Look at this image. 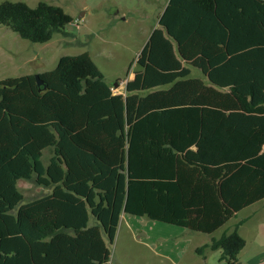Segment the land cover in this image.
Wrapping results in <instances>:
<instances>
[{
	"label": "trees",
	"instance_id": "trees-1",
	"mask_svg": "<svg viewBox=\"0 0 264 264\" xmlns=\"http://www.w3.org/2000/svg\"><path fill=\"white\" fill-rule=\"evenodd\" d=\"M72 22L0 3V25L32 43ZM158 24L122 94L87 53L40 86L0 81V264H108L122 213L212 235L264 199V0H169ZM19 180L51 192L22 203ZM239 225L196 253L236 264Z\"/></svg>",
	"mask_w": 264,
	"mask_h": 264
},
{
	"label": "rangeland",
	"instance_id": "rangeland-1",
	"mask_svg": "<svg viewBox=\"0 0 264 264\" xmlns=\"http://www.w3.org/2000/svg\"><path fill=\"white\" fill-rule=\"evenodd\" d=\"M3 2H22L31 8L45 2L62 8L73 22L66 26V36L55 34L46 43L21 39L8 27L0 25V81L52 71L60 57L87 53L107 84L118 81L117 87L112 89L114 94L124 93L125 83L133 78L136 59L155 22L158 7V0H0ZM191 71V78L204 79L198 70ZM51 155L50 149L43 153L45 165ZM17 189L23 196L22 203L50 193L49 189L27 180H19ZM132 220L143 227L141 234L134 232L136 226L123 221L118 226L113 244L108 245L109 264H175L174 258L178 261L179 253L182 254L180 263L176 264H225L219 262V250L206 251L205 257L195 251L209 242L211 235L144 217ZM239 221L243 223L237 227V232L246 241V247L237 263L264 264V199L241 211L224 228L228 229V234ZM214 236L217 237L218 233ZM165 251L172 255L170 259L160 254Z\"/></svg>",
	"mask_w": 264,
	"mask_h": 264
},
{
	"label": "crops",
	"instance_id": "crops-1",
	"mask_svg": "<svg viewBox=\"0 0 264 264\" xmlns=\"http://www.w3.org/2000/svg\"><path fill=\"white\" fill-rule=\"evenodd\" d=\"M168 2H169V0H158V7H157V10H156V15H155V22H154V24L152 25V27L150 28V30H149V32L147 33V35H146V37H145V39H144V41H143V47H144V45L147 43V41H148V39H149V37H150V35H151V33H152V31L154 30V29H156V28H158L159 27V24H158V21H159V18H160V16L162 15V13L164 12V10H165V8H166V6H167V4H168ZM192 69H195V68H191L190 67V75L192 74ZM197 70V69H196ZM199 71V70H198ZM200 72V71H199ZM201 74V73H200ZM134 74H132V76H133ZM202 76V75H201ZM134 77V76H133ZM133 79V78H132ZM131 79V80H132ZM46 151V150H45ZM44 151V152H45ZM50 190V189H49ZM50 192H51V190H50ZM48 194H50V193H48ZM48 194H46V195H48ZM44 196V195H43ZM42 197V196H41ZM40 198V197H39ZM38 199V198H37ZM36 200V199H35ZM32 201H34V200H32ZM29 202H31V201H29ZM28 203V202H27ZM258 203V202H257ZM256 204V203H255ZM252 206V205H251ZM246 209V208H245ZM244 210V209H243ZM242 210V211H243ZM241 212V211H240ZM239 212V213H240ZM239 213H237L234 217H232L225 225H223L221 228H219L217 231H215L212 235H211V238H219L222 234H228V229H224ZM135 216H131V215H128V214H125V213H122L121 215H120V219H119V223H118V226L119 225H122V222L123 221H125V222H127V224H131V226L132 225H134V226H136V231H134V232H139V234H141V231L143 230V227H141V226H139V224L136 222V221H134V220H132V218H134ZM139 218V217H138ZM140 218H143V217H140ZM147 219V218H146ZM149 220V219H148ZM151 221V220H150ZM155 222V221H154ZM89 223H90V225H92L93 224V220L92 219H90V221H89ZM241 223H243V221L241 222ZM241 223H240V221L238 222V223H236V225H238V224H240L239 226H241ZM167 225V224H166ZM148 226V225H147ZM169 226H172V225H169ZM173 227H175V226H173ZM144 228H147V227H144ZM180 228V227H179ZM117 229H118V227H117ZM140 230V231H139ZM145 230V229H144ZM238 230V229H237ZM187 232V231H186ZM186 232H184V233H186ZM116 233H117V231H116ZM143 234H142V236L143 237H145L146 239L148 238L147 236H146V234H145V232H142ZM189 233V232H188ZM216 233H218V236L216 237V236H214V234H216ZM116 236V235H115ZM135 236V238L137 239V234H135L134 235ZM211 241V240H210ZM210 241L209 242H207V243H204L203 245H207V244H209L210 243ZM202 245V246H203ZM245 247H246V241H245ZM244 247V248H245ZM243 248V249H244ZM243 249L241 250V252L238 254V256H237V262H238V259H239V257H240V254L242 253V251H243ZM196 251V250H195ZM206 251H212V250H210L209 248H206L204 251H203V253L201 254L203 257H205L206 255H205V252ZM219 253L221 254V251L219 250ZM165 259L166 258H168V259H170V256H172L171 254H169V253H167L166 251L165 252H162V253H160ZM181 253H179V257L180 258H178L177 260L178 261H176L175 260V258H174V262H175V264H176V262L177 263H180V259H181ZM110 262V261H109ZM204 262H206V260L204 259ZM109 264V263H108ZM193 264H196V263H193ZM236 264H239V263H236Z\"/></svg>",
	"mask_w": 264,
	"mask_h": 264
},
{
	"label": "water",
	"instance_id": "water-1",
	"mask_svg": "<svg viewBox=\"0 0 264 264\" xmlns=\"http://www.w3.org/2000/svg\"><path fill=\"white\" fill-rule=\"evenodd\" d=\"M34 78H35V80H36V82H37V84H38L39 86L42 85V81H41V79L39 78V75H38V74L34 75ZM117 85H118V83L115 82V83L113 84V87H117Z\"/></svg>",
	"mask_w": 264,
	"mask_h": 264
},
{
	"label": "built area",
	"instance_id": "built-area-1",
	"mask_svg": "<svg viewBox=\"0 0 264 264\" xmlns=\"http://www.w3.org/2000/svg\"><path fill=\"white\" fill-rule=\"evenodd\" d=\"M113 89V88H112ZM114 93V92H113Z\"/></svg>",
	"mask_w": 264,
	"mask_h": 264
}]
</instances>
